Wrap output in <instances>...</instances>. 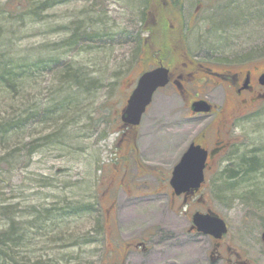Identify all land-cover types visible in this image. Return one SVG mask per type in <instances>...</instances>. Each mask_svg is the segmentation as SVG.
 Wrapping results in <instances>:
<instances>
[{
	"label": "rangeland",
	"instance_id": "obj_1",
	"mask_svg": "<svg viewBox=\"0 0 264 264\" xmlns=\"http://www.w3.org/2000/svg\"><path fill=\"white\" fill-rule=\"evenodd\" d=\"M181 4L190 59L151 43L171 38L162 15L143 20L144 0H0V264H229L235 251L264 264V101L232 121L196 196L168 183L191 141L212 144V114L189 103L220 107L231 92L191 61L264 70V0ZM159 63L183 88H159L126 128L137 77ZM208 210L228 228L215 261V239L187 233Z\"/></svg>",
	"mask_w": 264,
	"mask_h": 264
},
{
	"label": "water",
	"instance_id": "obj_2",
	"mask_svg": "<svg viewBox=\"0 0 264 264\" xmlns=\"http://www.w3.org/2000/svg\"><path fill=\"white\" fill-rule=\"evenodd\" d=\"M170 79L169 69L159 64L143 71L137 78L130 91L124 107L120 111V120L124 126H136L144 113L146 106L151 102L155 91L165 86ZM264 85V72L259 76ZM192 112L207 113L211 104L206 99H196L190 104ZM207 158V151L200 144L191 142L181 154L171 170L169 184L176 195H188L197 190L204 179L203 169ZM192 226L200 233L220 238L227 231L225 221L211 211L205 213L195 211L191 216ZM260 238L264 243V229Z\"/></svg>",
	"mask_w": 264,
	"mask_h": 264
},
{
	"label": "flooded vegetation",
	"instance_id": "obj_3",
	"mask_svg": "<svg viewBox=\"0 0 264 264\" xmlns=\"http://www.w3.org/2000/svg\"><path fill=\"white\" fill-rule=\"evenodd\" d=\"M200 4L198 3L196 8H199ZM191 65L194 66V70L201 69L204 72L216 76L218 79L226 80L229 82L230 90L229 100L222 103L220 107H217L216 104H212V108L209 113L212 114V126H213V134H212V144L210 147H207L203 143H200L204 146L208 151V156L206 159L205 168L208 165L209 157H213L221 152L220 142L223 139L224 135L228 133L230 125H232V121L238 117H242L250 113L254 108L264 101V85L259 81V75L264 70H258L255 65L247 66L241 69L233 70H225L223 73H219L217 71L212 70L210 67L205 66L201 63H197L195 61H191ZM170 81L172 85L176 86L178 89H182L181 84V76H178L177 79L172 78V72L170 71ZM196 99V98H194ZM193 99V100H194ZM226 102V104H225ZM190 111V110H189ZM192 116L203 115L204 113H192ZM203 138L206 137V132L201 134ZM200 190L194 192L191 195V198L196 196ZM190 227V226H189ZM187 233L190 234H198L194 228H189ZM221 239L214 241V246L209 253L210 259L213 261L216 260L218 255H213L215 253V249H217L218 244ZM231 258L228 261L229 264H253L249 262L246 258L241 256V254L237 251L230 252Z\"/></svg>",
	"mask_w": 264,
	"mask_h": 264
},
{
	"label": "trees",
	"instance_id": "obj_4",
	"mask_svg": "<svg viewBox=\"0 0 264 264\" xmlns=\"http://www.w3.org/2000/svg\"><path fill=\"white\" fill-rule=\"evenodd\" d=\"M145 1V8H144V17L143 20H146L148 18H152L153 19V13L154 12V19L157 17H160L162 15V17H164L165 19H163L165 22V24H167L165 27L160 28L161 32H164V34L166 33V30L169 31V35L168 37L171 38V40L168 41H163L160 40L158 38L162 37L161 36H151V43H158L161 46H170L172 48V50H176L175 54L176 55H180L181 56H186L188 59H190V57H188L186 50H185V46H184V35H183V17H182V7H181V0H173V5L177 7V12H176V17H174L175 19L178 18L177 20L180 23L179 27H174V26H170L168 20L170 17V11L169 9L166 7L167 3L165 0H144ZM175 13V11H173ZM169 23V24H168ZM175 29V30H172ZM152 30V28H151ZM150 30V31H151ZM151 34V33H150ZM167 37V35L165 36ZM148 40V38H143L141 40V42H139V49H144L146 48L148 45L146 43V41ZM152 45V44H151ZM142 51H147V49H144ZM170 52V51H169ZM163 57V54H160V58ZM185 57V58H186ZM167 66V65H166ZM125 134V133H124ZM134 151H136L134 149ZM15 233L12 232H7L6 235H4V243H12V242H17L18 237H14ZM8 243V244H9Z\"/></svg>",
	"mask_w": 264,
	"mask_h": 264
}]
</instances>
